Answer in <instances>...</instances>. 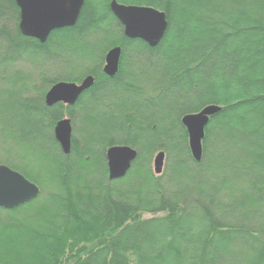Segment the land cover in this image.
I'll use <instances>...</instances> for the list:
<instances>
[{
    "label": "trees",
    "instance_id": "1",
    "mask_svg": "<svg viewBox=\"0 0 264 264\" xmlns=\"http://www.w3.org/2000/svg\"><path fill=\"white\" fill-rule=\"evenodd\" d=\"M110 1L84 0L76 24L41 44L19 33L15 0H0V154L40 188L0 207V264H264V0H116L166 14L156 47L127 38ZM69 66L78 73L54 74ZM87 75L95 81L72 107L46 106L53 83ZM210 104L220 110L195 161L181 118ZM63 117L69 154L53 134ZM113 145L137 157L109 180Z\"/></svg>",
    "mask_w": 264,
    "mask_h": 264
},
{
    "label": "water",
    "instance_id": "2",
    "mask_svg": "<svg viewBox=\"0 0 264 264\" xmlns=\"http://www.w3.org/2000/svg\"><path fill=\"white\" fill-rule=\"evenodd\" d=\"M19 8V30L22 35L44 43L53 30L72 27L76 24L84 0H15ZM113 15L123 25L127 38L140 39L149 47H156L163 39L168 22L166 14L151 6L126 5L111 0L109 4ZM121 48L111 47L105 54L103 72L114 76L119 69ZM94 83V77L87 75L81 82L58 81L45 94V104L56 103L73 105L79 96ZM220 110V106L206 105L195 113L185 114L181 123L188 135V146L192 158L200 161L202 141L209 118ZM72 126L70 118L58 120L54 126V137L61 151L69 154L71 150ZM108 179L123 178L137 157V150L128 145H113L105 151ZM165 154L158 151L153 157L155 174L163 170ZM40 188L20 172L0 164V207L14 209L38 197Z\"/></svg>",
    "mask_w": 264,
    "mask_h": 264
},
{
    "label": "rangeland",
    "instance_id": "3",
    "mask_svg": "<svg viewBox=\"0 0 264 264\" xmlns=\"http://www.w3.org/2000/svg\"><path fill=\"white\" fill-rule=\"evenodd\" d=\"M5 23V22H4ZM0 26L2 27V25H1V23H0ZM5 26H7V24L5 25ZM8 29H10L11 28V25H9L8 24ZM134 49H132V51H134V52H137L136 50H138L136 47H133ZM135 54H137V53H135ZM34 58H36V57H34ZM38 58V57H37ZM88 60H85L84 61V63L85 62H87ZM131 61H132V59L131 58H129V62H128V65H129V68L131 67L132 69H133V67H134V63H131ZM25 62V61H24ZM23 64H25V63H23ZM55 67H56V65L55 66H53V67H51V65H49V67H48V69L47 70H49V69H55ZM62 69V68H61ZM70 69V70H69ZM69 69H66L65 68V71H64V69L63 70H61V71H57V72H55L54 74H57V73H60V72H62V73H65V72H68V73H78V66L77 67H71V66H69ZM68 70V71H67ZM37 72H39V71H37ZM70 77H72V78H76L77 76H70ZM85 76H82V78H84ZM148 82V81H147ZM147 85V83H145L144 81H142L140 84H139V87H141V89H145L144 88V86H146ZM27 94H31V91H29ZM25 118H28V116H25ZM21 120L20 119H17V123L18 122H20ZM76 125H77V127L79 128V127H83L84 126V124L82 123V121H81V118H80V120L78 121L77 120V122H76ZM158 152V151H157ZM157 152H155L154 154H153V156H152V161H153V157L155 156V154L157 153ZM4 157L3 156H1V154H0V164H3V165H6L4 162ZM15 165H18V166H21L19 163H16ZM7 166V165H6ZM12 169V168H11ZM13 170H15V169H13ZM15 171H17V170H15ZM19 172V171H18ZM21 173V172H20ZM22 174V173H21ZM23 175V174H22Z\"/></svg>",
    "mask_w": 264,
    "mask_h": 264
},
{
    "label": "flooded vegetation",
    "instance_id": "4",
    "mask_svg": "<svg viewBox=\"0 0 264 264\" xmlns=\"http://www.w3.org/2000/svg\"><path fill=\"white\" fill-rule=\"evenodd\" d=\"M16 6H17V5H16ZM17 8H18V7H17ZM18 11H19V8H18ZM18 24H19V22H18ZM17 28H18L19 33L21 34V32H20V30H19V26H18ZM53 31H54V30H53ZM51 32H52V31H51ZM51 32H50V33H51ZM21 35H22V34H21ZM49 35H50V34H49ZM22 36H24V35H22ZM24 37L29 38V39H33V40H35V41L41 43L40 41H38V40L35 39V38L28 37V36H24ZM48 38H49V36H48ZM48 38H47V40H48ZM47 40H46L44 43H46ZM44 43H41V44H44ZM119 47H120V46H119ZM120 48H121V47H120ZM109 49H110V48H109ZM109 49H108V50H109ZM121 49H122V48H121ZM108 50H107V51H108ZM107 51H106V52H107ZM106 52H105V54H106ZM105 54H104V57H105ZM120 56H121V53H120ZM119 61H120V59H119ZM103 66H104V61H103L102 69H103ZM118 70H119V69H118ZM102 72H103V70H102ZM103 73H104V72H103ZM104 74H105V73H104ZM105 75H106V74H105ZM91 76H93V75H91ZM106 76H107V75H106ZM85 77H86V76H85ZM93 77H94V76H93ZM108 77H110V76H108ZM82 79H83V78H82ZM82 79L79 80V81H69V82L79 83V82L82 81ZM59 81H62V80H59ZM94 81H95V77H94ZM57 82H58V81H57ZM55 83H56V82H55ZM55 83H53V84H55ZM53 84H52V85H53ZM52 85H51V86H52ZM51 86H50V87H51ZM50 87H49V88H50ZM49 88H48V89H49ZM48 89H47V91H48ZM47 91H46V92H47ZM46 92H45V94H46ZM84 92H85V91H84ZM45 94H44V99H45ZM79 97H80V96H79ZM78 99H79V98H78ZM44 102H45V101H44ZM56 104H57V103H56ZM61 104H63V103H61ZM54 105H55V104H54ZM63 105H65V106H71V107H72L74 104H73V105H66V104H63ZM46 106H47V105H46ZM52 106H53V105H52ZM48 107H51V106H48ZM63 118H66V117H63ZM67 118H69V117H67ZM61 119H62V118H61ZM59 120H60V119H59ZM70 120H71V119H70ZM57 121H58V120H57ZM57 121H56V122H57ZM56 122H55V124H56ZM54 126H55V125H54ZM71 126H72V124H71ZM53 134H54V127H53ZM71 137H72V135H71ZM54 138H55V137H54Z\"/></svg>",
    "mask_w": 264,
    "mask_h": 264
}]
</instances>
